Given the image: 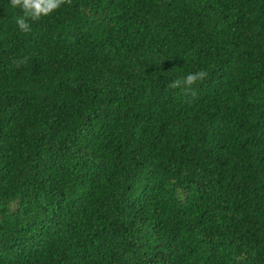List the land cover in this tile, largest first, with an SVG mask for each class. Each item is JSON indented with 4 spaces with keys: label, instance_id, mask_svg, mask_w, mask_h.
Listing matches in <instances>:
<instances>
[{
    "label": "trees",
    "instance_id": "1",
    "mask_svg": "<svg viewBox=\"0 0 264 264\" xmlns=\"http://www.w3.org/2000/svg\"><path fill=\"white\" fill-rule=\"evenodd\" d=\"M18 15L0 0V264H264V0ZM198 70L194 100L169 87Z\"/></svg>",
    "mask_w": 264,
    "mask_h": 264
},
{
    "label": "clouds",
    "instance_id": "2",
    "mask_svg": "<svg viewBox=\"0 0 264 264\" xmlns=\"http://www.w3.org/2000/svg\"><path fill=\"white\" fill-rule=\"evenodd\" d=\"M71 3L72 0H10L11 7L20 9L22 13L15 18V24L21 33L31 32L32 22H38L43 17L52 15L62 6L71 5ZM27 62V57L14 61L17 67L26 65ZM207 76L208 73L205 70L189 72L185 76L173 80L169 87L183 88L185 95L191 96L194 100L197 95L194 86L206 79Z\"/></svg>",
    "mask_w": 264,
    "mask_h": 264
}]
</instances>
